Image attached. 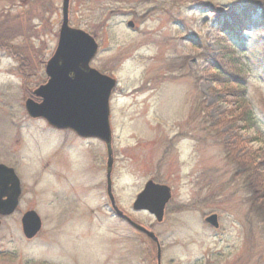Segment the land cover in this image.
Returning <instances> with one entry per match:
<instances>
[{"label":"rangeland","instance_id":"1","mask_svg":"<svg viewBox=\"0 0 264 264\" xmlns=\"http://www.w3.org/2000/svg\"><path fill=\"white\" fill-rule=\"evenodd\" d=\"M253 1L70 2V24L100 44L92 65L118 81L116 201L154 227L162 264H264V222L242 174L264 168V4ZM62 3L0 0V163L24 188L19 209L1 218L0 264H157L156 246L107 205L101 146L62 149L25 110L58 45ZM236 15L241 31L228 34L223 22ZM149 179L172 188L160 223L133 209ZM27 209L43 222L33 239L22 231ZM213 212L217 229L204 220Z\"/></svg>","mask_w":264,"mask_h":264},{"label":"water","instance_id":"2","mask_svg":"<svg viewBox=\"0 0 264 264\" xmlns=\"http://www.w3.org/2000/svg\"><path fill=\"white\" fill-rule=\"evenodd\" d=\"M69 5L70 0H63V20L58 46L46 67L50 79L48 83L34 91V95L41 101L28 98L25 101V109L32 118H44L54 128H69L75 130L80 136L95 137L106 143L108 193L114 211L134 229L146 234L157 243V261L161 264L162 247L156 234L120 210L112 195L111 173L114 158L110 99L118 82L114 77L91 66L93 58L98 53L99 44L90 33L70 26ZM128 26L133 27L134 23L129 22ZM20 195V179L14 168L1 163L0 216L14 213ZM171 197V188L168 185L150 180L138 194L133 208L146 210L161 222ZM21 222L24 236L27 239L34 238L42 228V220L35 210L27 211ZM205 222L214 228H219L218 214L208 215Z\"/></svg>","mask_w":264,"mask_h":264},{"label":"flooded vegetation","instance_id":"3","mask_svg":"<svg viewBox=\"0 0 264 264\" xmlns=\"http://www.w3.org/2000/svg\"><path fill=\"white\" fill-rule=\"evenodd\" d=\"M46 63L44 64L43 81L39 85H43V84L48 83V81L50 79V76L48 75L47 70H46V67H47ZM32 92L30 93V96L32 95ZM35 99L37 101H40L39 98L35 97ZM49 129L50 130H47L49 133H53V134L58 135V137L60 139V142H61L60 144H61V148L62 149H65V147L66 148L71 147L74 144V142H79V144H78L79 146H85L86 151L89 148L88 152L91 151L90 150V145L93 144L92 142H95V143L97 142L101 146L102 152L100 153L101 154L100 160H101V163H102L101 164L102 171L104 169L106 170V194H107V197H108L109 196V194H108V186H107V181H108L107 180V158H108V152L106 153L107 154V157H106V155L104 153V149H106V151H107V146H106L105 142L100 140V139L93 138V137L80 136L75 130H71V129H56V128H53V127L49 128ZM95 156H96V154H95ZM68 160L69 159L67 157H65V156H62V155L59 156V161L62 164H63V162L68 161ZM114 167H115V160H114V165H113V171H114ZM93 169H96V167L93 166L92 170ZM15 170H16V168H15ZM16 172H17V170H16ZM17 174H18V176H19V178L21 180V177H20L18 172H17ZM112 174H113V172H112ZM112 187H113V184H112ZM21 188H22V194L20 196V201H21V198L23 197V194H24V188H23L22 182H21ZM111 192L115 195L113 188H112ZM20 201H19V205H18L16 210L19 209ZM107 205L112 210L113 206H112V201L110 200V196L108 197ZM28 210H30V209L25 210V212L28 211ZM150 228L152 230L154 229L153 226H150Z\"/></svg>","mask_w":264,"mask_h":264},{"label":"trees","instance_id":"4","mask_svg":"<svg viewBox=\"0 0 264 264\" xmlns=\"http://www.w3.org/2000/svg\"><path fill=\"white\" fill-rule=\"evenodd\" d=\"M257 3L264 4V0H258ZM233 19L231 22L228 19H225V22H223L226 33L228 34L241 31V26L238 23L242 19L238 15ZM242 174H246L245 179L248 183L249 191L252 194V201L254 202L253 208H255V212L260 221L264 222V168L259 166V164L254 165L253 169L250 167L247 171H243Z\"/></svg>","mask_w":264,"mask_h":264}]
</instances>
